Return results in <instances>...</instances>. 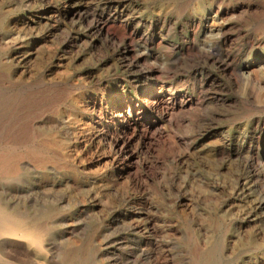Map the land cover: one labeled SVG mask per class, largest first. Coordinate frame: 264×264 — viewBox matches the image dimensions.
I'll return each instance as SVG.
<instances>
[{
  "label": "bare ground",
  "instance_id": "obj_1",
  "mask_svg": "<svg viewBox=\"0 0 264 264\" xmlns=\"http://www.w3.org/2000/svg\"><path fill=\"white\" fill-rule=\"evenodd\" d=\"M169 1L147 15L148 0H0V264L111 254V264H214L251 236L261 246L234 264H264V0ZM120 34L98 64L68 56L92 35L109 45ZM108 62L115 76L98 73ZM157 137L171 143L172 164L201 157L187 175L211 200L223 195L212 212L182 209L193 203L181 194L163 213L147 192L133 169ZM90 150L101 154L87 161ZM82 186L84 199L62 211L61 190ZM110 195L121 202L82 233ZM120 225L126 235L97 244ZM127 239L135 246L120 247Z\"/></svg>",
  "mask_w": 264,
  "mask_h": 264
},
{
  "label": "rangeland",
  "instance_id": "obj_2",
  "mask_svg": "<svg viewBox=\"0 0 264 264\" xmlns=\"http://www.w3.org/2000/svg\"><path fill=\"white\" fill-rule=\"evenodd\" d=\"M172 4L169 0H148L146 4V14L152 15L156 14L160 8L169 9L171 8ZM177 35L172 34L170 37L171 42L175 41ZM91 39H94L95 45L91 44ZM63 40L62 34H58V36L53 39V42L50 44L49 53H53V48L56 46L61 45V41ZM160 38H157L156 41H159ZM137 41V39H136ZM122 43V35L111 41L109 45L102 44L101 37L92 35L89 39L84 40V42H80L77 45H74L68 56L70 59H73L75 67L82 68L85 66L95 65L100 63L101 60L106 58L108 54L111 52L114 47H117L119 44ZM138 43V42H137ZM166 50V49H165ZM112 66V62H108L98 71L99 74H105L108 70H111V75L115 76V71L110 68ZM63 72H58L56 77H63ZM90 87H96V84L93 82L89 84ZM167 130H170V127L167 125ZM142 130V124H139L137 127V131L140 132ZM181 131L185 133V126L181 128ZM164 138L157 137L156 141V150L155 152L148 153V163H141L139 166H136L133 169L137 172L140 176L142 182L146 184L147 192H152L154 199L160 204L164 210L162 209L163 213L166 211H170L172 208V202L176 200L177 197L181 194H186L190 199V203H193V206H188V204L182 205V209L189 210L190 207L195 208L197 213H207L212 212L214 210V202H220L223 199V195L220 193L218 198L215 201L210 198V195L207 193L206 188L201 186L200 183L194 179L189 178L187 175V170L193 164V162L198 161L201 157L195 153L185 160V158H181L177 164H172L170 161L172 159V153L174 152L171 149V143L168 140H163ZM181 150H184V146L180 147ZM94 154H101V152H90L85 156V159L88 161L90 157ZM145 155V154H143ZM120 186V185H119ZM90 187L86 188L84 186L80 187L79 189H70V188H63L61 191L65 192L66 200L60 206L62 211L67 210L70 206H72V201L76 198L79 200H83L86 196L87 192H89ZM123 191L127 192H138L135 188H124ZM109 203L100 202L98 206L92 209V212L85 218L83 222V226L81 229L82 233H91L95 232L97 229L98 221H101L107 213L111 210L113 206L118 205L122 198L119 195H110ZM103 200H106L103 198ZM218 222H219V229L220 232L223 230L222 224L223 222H227V219L230 217L231 213L228 212H220L218 213ZM230 228V226H227ZM126 226L120 225L116 226L113 229L105 231L102 235L97 236V244L103 240V236L109 233L115 234H124L126 235ZM124 235V236H125ZM78 246L81 245L80 241L77 239ZM221 243V242H220ZM127 246L134 247L135 244H132V241L129 239L125 240V242L120 246L124 247ZM232 246L228 252V256L223 259H218L214 264H234L236 261H240L241 259L244 260L254 250H257L261 246V241L257 239V237L251 236L242 238L237 240L235 243H231ZM220 246V244H219ZM91 251L90 246H85ZM121 249V248H120ZM90 251L88 255L90 254ZM96 252V250H94ZM114 255L111 254L109 257L105 256L104 259H87V261H82L81 264H111L113 262ZM173 258L171 256L168 257V263L172 264ZM162 261V260H161ZM144 262V261H143ZM142 262V263H143ZM31 264H34V261L31 260Z\"/></svg>",
  "mask_w": 264,
  "mask_h": 264
}]
</instances>
